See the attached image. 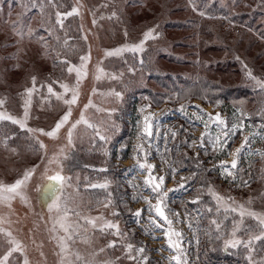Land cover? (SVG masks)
Here are the masks:
<instances>
[{"label": "rangeland", "instance_id": "1", "mask_svg": "<svg viewBox=\"0 0 264 264\" xmlns=\"http://www.w3.org/2000/svg\"><path fill=\"white\" fill-rule=\"evenodd\" d=\"M47 1L49 4L46 10L47 19L52 20V25L49 27L56 29L59 33H64L65 29L69 30L71 27L74 30L72 32L78 37L76 40L71 39L68 42L70 46L68 52L62 55H67L73 63H79V55L88 51L90 46L89 75L81 83L79 100L77 105L73 106L71 119L78 118L80 109L87 102L93 86L98 87L100 92H106L112 87L123 92L121 100L112 96H103L99 92L93 96L94 103L99 107L115 108L111 114L104 111L97 112L95 108L88 111L90 119L94 122L103 120L110 126L108 133L110 139L106 142L100 141L98 137H92L91 130L85 132L83 125L78 126L75 147L67 149L70 153L69 158L62 160L64 174L73 177L72 187L68 191L72 193L75 204L79 206L82 215L90 217L102 215L106 220L119 221L121 230L127 233L124 242H118L113 248H105L104 252L99 253L98 258L100 260L110 259L113 264H137V261L139 264H175L171 260V257L176 254L175 251L168 248L167 240L161 231H153V226L148 222V212H142L139 223L132 215L137 208L147 207L142 199L133 200L136 193L152 198L150 190L144 186V176L147 173L140 169L133 159L134 145L137 143V122L142 116L138 110L142 105L150 104L151 107L147 111H151L160 123L158 125L159 133L154 132L151 145L147 143L144 145L149 153L147 162L155 165L154 174L166 175L165 191L174 189L168 194L167 207L173 213L180 214L181 222H176L177 218L172 216L173 227L182 232V246L188 264H216V260L213 263L206 258L202 249L196 251V248L203 245V243L198 242V235L203 233V229L196 231L197 236L191 234L192 226L195 225L193 220H197L199 223L203 217H209L205 222L209 226L210 220L217 216L215 201L208 195L207 188L202 187L203 184L201 183H204V178L201 179V169H203L207 181L212 183L222 195L232 196L241 202L247 201L251 197V207L258 211L264 210V172H262L264 158L259 155L260 151H264V115L259 114L264 104L261 103L260 96V101H254L251 97L240 98L238 96L229 97L225 101L220 97H214L213 94L193 96L191 92L186 90L192 87L190 85L192 79L189 75L191 70L188 65L192 64V59L194 63V60L197 62L208 61L206 60L208 57H212L211 59L215 61L223 60L224 62L229 61L230 58V60L239 63V67L244 70L245 76L247 69H251L255 76L264 79V55L258 56L260 50H264L263 36L258 35L259 33L254 32V30L247 29L248 26L245 25V22L240 24L231 19L233 14L242 11L243 5H248L249 1L192 0L198 11H194L190 6V0H132L129 2L131 4H127L126 7L124 4L128 0H65L66 8L63 0ZM134 3L137 4L133 5ZM206 3H216L217 7L223 10L212 15L213 18L225 21L227 26L235 27L236 30L231 36L225 35L227 33L226 27H223L224 33H220L219 28H217L219 32L214 30L215 40L213 41L223 49L228 44L232 48V54H229L230 51H218L216 53L210 51L206 54L197 51L198 53L194 54L193 57L188 48H171L170 42L172 40H178L182 38L183 34L186 35L189 32L170 31L166 29V26H191L189 30H196L199 24L203 23L202 17H210L205 10L206 5H208ZM31 4L34 8L33 1ZM74 5H80V13L63 18L64 23L61 27L60 24L56 23V11H67ZM36 7L40 9L39 4ZM167 8L169 10L176 9V11L168 14ZM2 10L0 7V98H4L6 101L5 110L13 115L22 116L23 104L27 99L24 89L31 86L32 75L37 77L39 86L54 79L71 84L75 82V74H69L66 65L62 68L58 60L55 61L56 66H52L50 62L44 59L43 49L39 42L40 38L35 32L31 37L33 39H29L25 35L21 40L17 36V45L13 46L11 43L3 45L7 37L8 26L14 23L15 18L4 19ZM16 10L17 8L13 9V11ZM113 11H116L118 15L112 16ZM200 11L207 15L201 16ZM227 13L228 15H226ZM93 18L96 20L95 25L92 22ZM20 25L23 28V25ZM149 27H156L160 36L155 40L148 41L142 54L134 55L131 52H124L120 56L103 59L102 66L106 72L122 73L120 80L113 81L107 77L100 81L94 80L95 66L104 57L105 49L118 47L125 42H137L142 37V33ZM245 29L251 34L248 32V36H243L241 31ZM27 30L24 32L27 33ZM125 31L128 33L127 38L124 35ZM84 35H87V41L83 39ZM250 37L261 44L258 43V48L247 54L245 48L249 44L247 40H251ZM241 40L245 42L244 47H241L242 44L240 47L237 44ZM211 41L208 40V44L211 45ZM48 44L49 42H47ZM53 48L60 52L62 48L51 46L49 50L47 49L49 54L56 58V52L52 50ZM13 50L21 55L19 68L14 67V65L12 67L7 66L10 65L11 61L5 56L8 57ZM141 55L144 60L143 66L140 65ZM244 65H247V69ZM129 67H135L136 70L129 72ZM167 74H170L171 79H183L187 83L183 84L181 81V84H178V81H174L175 88H172L170 84L163 86L160 76L164 77ZM244 81L247 85L256 88L254 82L247 76ZM54 88L60 90L58 84H55ZM257 90L259 91L258 88ZM47 95L46 87L33 93L29 118L26 121L28 127L50 130L54 126L55 120L63 114V110H66V106L57 101L55 97H52L51 100L45 99ZM169 96L172 98L165 99ZM216 100H220L221 103L216 105ZM181 104L188 105L187 115L177 111ZM195 105H200L206 113L215 114L219 112L229 127L234 112L236 118L244 120L245 129L242 133L238 132L234 137H230L228 144V149L234 150L240 146L244 136L248 137V143L240 153L235 177L220 175L218 160L223 159L230 162L231 155L230 151L228 154L217 153L212 143L209 142L210 139L214 141L217 134L214 125L209 126L208 133L204 137V147H200V134L205 130L202 122L191 118ZM236 109H241L251 115L242 116L241 112L236 111ZM172 131L177 132L174 138ZM37 136L39 140L45 143L46 149H39L36 142ZM5 137L8 138L6 144ZM192 140H196L197 144L190 147L189 144ZM61 145L66 146V128L61 129L57 137L49 138L39 133H29L26 128L21 129L9 121L0 122V182L11 183L22 175L25 168L31 167L33 164L39 165L25 188L30 205L22 203L18 197L13 200L11 202V214L7 216L12 223L4 225L25 246L30 264H59L57 243L55 239H52L55 234L50 231L52 221L49 219L47 208H42L41 203L37 200L36 186L41 182V173H43L46 163V159L41 160V156L45 155L46 152L47 156L50 157L59 150ZM205 150L207 154H205ZM81 154L87 158L84 160L85 162L78 163ZM141 158L143 159V157ZM189 158L197 161V164L194 166ZM169 163L176 169L175 178L169 169ZM214 165L216 168L212 170ZM55 167L56 165L50 166V168ZM193 172L197 173L193 177L196 179V184L192 188L188 184L184 185L183 188L178 187L181 177H188ZM242 181H247V185L242 186ZM105 183L106 187H86L90 184ZM198 192L201 194V200L193 203V198ZM152 202L155 203V200L153 199ZM209 206L213 209L211 213L208 212ZM9 211L6 205H0V214H8ZM114 212L118 215H113ZM40 214H43V220L40 219ZM233 215L235 214L229 215L226 221L229 229ZM223 216L224 212L221 209L218 218L223 219ZM70 219H76V217ZM189 221L191 228L188 226ZM247 222L254 223L250 219ZM80 223L84 224V221L81 219ZM209 228L212 229L210 226ZM57 229L59 234L63 235V231L59 230L58 226ZM204 232L206 235L209 233L208 229ZM87 235L90 237L91 243L86 244L77 236L74 241H69L70 246L87 255L95 248L104 247L110 239L119 240L110 232L100 231L98 228L94 230L90 225L87 226ZM126 242L133 243L135 247L143 246L145 251L142 255L147 256L148 260L143 261L140 257H136L134 260L127 259V254L123 252ZM222 243L221 249L224 250L226 248L224 241ZM7 246V238L0 233V255L6 251ZM227 248L234 253L233 258L228 255L231 258L230 261L234 263L240 258L237 253H240L241 248L242 264H248L247 251L243 247ZM133 255L136 254L133 253ZM252 255L253 260L257 261L258 264L261 259H264V242H254ZM22 259L20 253H14L9 257V264H21ZM233 263L227 261V264ZM217 264L226 263L218 262Z\"/></svg>", "mask_w": 264, "mask_h": 264}, {"label": "snow or ice", "instance_id": "2", "mask_svg": "<svg viewBox=\"0 0 264 264\" xmlns=\"http://www.w3.org/2000/svg\"><path fill=\"white\" fill-rule=\"evenodd\" d=\"M190 6L194 11H198L195 4L192 3V0H190ZM41 11H43V7H41ZM79 13L80 5H74L68 11L58 10L55 13L56 23L63 27V18L78 15ZM199 14L201 16L206 15L203 11H200ZM111 15L115 17L118 14L116 11H113ZM225 19H227V17H225ZM92 22L95 25V18H93ZM11 27L21 40L25 35H27L30 39L33 35V30L30 27L28 28L27 33L24 32L23 28L17 30L15 23H13ZM124 35L127 38V31H125ZM159 36L160 33L156 30V27H149L142 33V37L137 42H125L118 47L105 49L104 57H102L101 62H98L95 66L93 74L94 80L100 81L105 77L113 81L120 80L122 73L117 74L115 72H106L105 68L102 66L103 59L112 56H120L124 52H131L134 55L142 54L145 51L146 43L150 40H155ZM83 39L87 41V35H84ZM41 41L45 47L44 54L48 55L47 42L43 40V37H41ZM65 46H67V41H65ZM52 50L56 52V59L60 62L61 67L63 68L66 65L67 72L69 74H75V82L70 84L59 79H54L51 80V82H47L46 84L42 83L38 86L37 77L32 75L31 86L24 89V92L27 94V99H25L23 104V115H13L9 111L5 110L4 105L6 101L4 98H0V122L9 121L14 125H18L21 129L26 128L29 133H39L46 135L49 138L57 137L60 130L66 128V146L61 145L59 150L54 152L50 157L47 156L46 152L45 155L41 156V160L46 159V163L44 165V171L41 173V182L36 186L37 200L41 203L42 208H47L49 219L52 221V228L50 231L55 234L52 239H55L57 243V255L60 257L59 264H113V261L110 259L100 260L98 258L99 253L104 252L105 248H113L118 242H124L127 233L121 230L119 221H113L110 219L106 220L102 215L97 217L82 215L79 210V206L75 204L72 193L68 191V189L72 187L73 177L64 174L62 160L69 158L70 153L67 149L75 147L78 126L83 125L85 132L91 130L92 137H98L100 141L106 142L110 139V136L108 135L110 126H108L103 120L100 122H94L90 119L88 111L89 109L95 108L97 112L104 111L111 114L115 111V108L99 107L94 103L93 96L99 92L103 96H112L117 100H121L123 92L114 87L109 88L106 92H100L98 87L93 86L87 102L84 103L83 107L80 109L78 118L72 120L73 106L78 103L81 83L89 75L88 65L91 59L90 46L88 51L79 55V63H73L68 59L67 55H62L61 52L56 51L55 48ZM237 59H239V57H237ZM143 64L144 60L141 55L140 65L143 66ZM14 67L19 68L20 65L16 64ZM244 67L247 69V65H244ZM135 70V67H129L128 69L129 72H134ZM246 76L254 82V86L259 89L260 94L264 97V79L255 76L251 69H247ZM55 84L59 85V91L54 88ZM45 87L48 93L45 99L51 100L52 97H55L57 101L62 102V104L66 106V110H63V114L55 120L54 126L47 131L44 128L28 127L26 123L29 118V108L33 93L38 90H43ZM171 98L172 97L169 96L165 99ZM215 103L216 105H219L221 101L216 100ZM261 103L264 104V99H262ZM150 107V104H145L138 110L142 113V116L137 122V143L134 145L133 159L136 161L138 167L147 173V175L144 176V186L150 190L152 198L150 199L148 195L136 193L133 196V200L142 199L147 207L137 208L132 215L136 218V222L139 223L142 212L147 211L148 222L151 226H153V231H161L167 240L168 248L174 250L176 253L171 257V260L174 261L175 264H188L185 250L182 246V232L173 227L174 221L172 216L177 218L176 222H181L180 214L173 213L172 210L167 207L168 194L174 189H168L165 191L164 185L166 175L154 174L153 169L155 168V165L147 162V156L149 153L144 145L145 143L151 145V138L154 132L156 134L159 133L158 125L160 123L151 111H147ZM187 107V104H181L177 111L187 115ZM236 111H240L242 116L251 115L250 113L243 112L241 109H236ZM259 114L264 115V107L261 108ZM191 118L203 123L205 131L200 134L199 143L201 148L204 147V137L208 133L209 126H215L217 129L215 140L212 141L210 139L209 142L212 143L214 150L220 154H228L230 151L228 149L229 138L234 137L238 132L242 133L245 129L244 120L236 118L235 112L233 113V120L230 127L228 126L227 121L221 117L219 112H216L215 114L210 112L206 113L200 105L194 106ZM185 131L187 130L185 129ZM176 135L177 132L172 131V137L174 138ZM7 139L8 138L5 137V144L7 143ZM36 142L39 145V149H46L45 143L39 140L38 136L36 137ZM247 143L248 137L244 136L240 146L230 151V162L223 159L218 160V167L221 176L235 177V170L237 169L240 153L244 150ZM196 144L197 141L192 140L189 146L191 147ZM205 154H207L206 150ZM259 155L264 158V151H260ZM141 157H143V159ZM117 159H119V157H117ZM51 165H56V167L50 168ZM38 167L39 165L33 164L31 167L25 168L22 175L11 183L0 182V205H6L10 210L8 214H0V233L4 234L7 238L8 244L6 251L0 255V264H9V257H11L14 253H20L23 257L21 264H30L29 258L26 255L25 246L20 240L16 239L13 236V232L9 228L4 227V225H10L12 223L7 216L11 214V202L13 200L18 197L22 203L30 205L25 188L28 182L32 179L34 173H36ZM215 168L216 165H214L212 170H215ZM169 169L173 178H175L176 169L171 163H169ZM262 172H264V169H262ZM195 175H197V173L193 172L188 177H181V183L178 187L183 188L184 184L188 180H191ZM241 183L242 186L247 185V181H242ZM86 187H106V183L99 185L90 184L86 185ZM202 187L207 188L208 195L215 201V211L217 216L210 220V225H214L215 227V232L218 234L216 238L221 239L227 237L224 239V245L226 248L231 247L236 249L243 247L247 251L246 259L248 264H258L257 261L253 260L252 253L254 251V242H264V210L258 211L253 209L251 207V197H249L247 201L241 202L237 201L232 196L222 195L210 182H205ZM153 199L155 200V203L152 202ZM200 200L201 194L198 192L192 202L195 203ZM105 207H107V205H105ZM221 209H223L224 212L223 219L218 218ZM212 211V207L209 206L208 212L211 213ZM231 214L235 215L232 217L231 227L229 229L226 221ZM113 215H118V213L114 212ZM71 217H76V219H70ZM40 219H44L43 214H40ZM81 219L84 221V224L80 223ZM249 219L254 221V223H248L247 220ZM88 225H90L94 230L98 228L100 231L110 232L114 237L119 238V240L110 239L104 247L95 248L92 252L85 255L78 249L72 248L69 241H74V239L79 236L84 243H91V239L87 235ZM57 226L59 227V230L63 231V235L59 234ZM188 226L191 228L190 221ZM245 236L247 238H244ZM144 251L145 248L143 246L135 247L131 242L124 243L123 252L127 254L126 258L129 260H134L136 257H140L143 261H147L148 257L142 255ZM133 253L136 255L134 256ZM41 255L43 256L42 252ZM137 264H139V261H137ZM259 264H264V259H261Z\"/></svg>", "mask_w": 264, "mask_h": 264}, {"label": "trees", "instance_id": "3", "mask_svg": "<svg viewBox=\"0 0 264 264\" xmlns=\"http://www.w3.org/2000/svg\"><path fill=\"white\" fill-rule=\"evenodd\" d=\"M34 2L35 7L31 4V2ZM132 0H128L125 2L124 7L127 6V4H131ZM173 1V0H172ZM248 5H243L244 9L240 11L239 13L233 14L231 19L234 21L239 22L240 24L245 22V25L247 29L254 30V32H258L260 36L264 37V0H248ZM141 2V1H140ZM40 5V9L36 7V5ZM63 4L66 8V2L63 0ZM137 3H134L135 5ZM205 10L207 11V14L210 16L202 17L203 23L199 24V27L196 30H189V27L191 26H182V25H168L166 26L167 30L170 31H178V32H189L186 35H182V38L178 40H172L170 43L172 49L176 48H188L190 49L191 54L198 53L197 51H200L201 53H208V52H218V51H230L229 54H232V48L228 44L224 46V49L219 47L218 44L215 43V37H214V30L218 31L221 30L220 33L223 32V27L227 28V33L225 35L231 36L234 34L235 27L231 25H226L227 23L225 21H219L216 18H213L212 15L222 12V9H219L216 5V3H206ZM11 5V8H10ZM254 7L252 8V6ZM48 1L47 0H0V7H2V16L4 19H11L15 18L13 21L16 24V28L18 30L19 27H21L20 24L23 25L24 30L28 29V27H33V32L36 33V35L40 38L39 42L41 44V48L43 49V54L45 53V47L43 42L41 41V37H43V40L46 42H49L48 44V50L51 46H58V48H62L61 54H67L68 48L70 47L68 45V42L73 39L76 40L78 37L76 36L73 30V28L70 27V31L68 29L64 30V33H59L56 29H53L52 27H49V25H52V20L47 19L46 10L48 9ZM20 7V8H18ZM41 7H43V11H41ZM16 9V11H13V9ZM255 9V10H252ZM66 10V9H65ZM178 10L182 11L178 8ZM68 11V10H67ZM176 9L167 8V13L171 14L174 13ZM11 13V14H9ZM44 13V14H43ZM206 14V15H207ZM228 15V13L226 14ZM189 21V20H188ZM3 22V21H2ZM70 22V21H69ZM192 24V23H191ZM46 25H48L46 27ZM12 26V24H11ZM10 25L8 26V33L5 41L3 42V45L8 43L11 45H17L16 39L17 35L13 31L12 27ZM193 26V24H192ZM22 28V27H21ZM219 28V30L217 29ZM52 29V30H51ZM247 29L242 30L241 33L243 36H248ZM50 30V32H49ZM226 30V29H224ZM73 31V32H72ZM73 35H72V34ZM251 34V33H250ZM11 37V41H10ZM251 40L249 41V44L245 48V52L249 54L253 50H256L258 48V41H254L252 37H250ZM30 39V38H29ZM33 39V38H31ZM172 39V38H170ZM208 40H212V44H208ZM65 41H67V46H65ZM7 44V45H8ZM238 46L244 47L245 42L240 41V43H237ZM261 43H259L260 45ZM44 54V59H46L52 66H56L57 59L49 54ZM264 50H260L258 56H263ZM43 57V56H42ZM233 57V56H232ZM6 59L10 58V65H7L9 67L15 66L16 64L20 63L21 55L18 54L15 50L7 57ZM212 57H208L206 60L208 61H196L192 59V64L188 65L191 70L190 78L192 79V82L190 81V85L192 86L189 89H186L187 92H191L193 96L198 97V95H206L213 94L214 97H220L227 101L229 97H235L238 96L240 98H253L254 101H261L264 99L261 94H259V91L257 88L251 87L252 85H247L245 83L244 79L246 78L245 72L242 68L239 67L238 62H234L232 60L229 61H215L211 59ZM43 59V62H44ZM195 59V58H194ZM207 64V65H206ZM20 65V64H19ZM170 74H167L164 77L160 76V80H162L163 86H166L167 84H170L172 88H175L174 81H178V84H181V81L183 84H186L187 82L183 79H171L169 76ZM223 81L221 82L220 81ZM237 80V81H236ZM149 82V81H148ZM160 83V82H159ZM231 83V85H230ZM170 87V86H168ZM169 89V88H166ZM253 90V92H252ZM181 93V91H179ZM192 96V97H193ZM260 96V97H259ZM89 157V156H88ZM87 157L84 155H80L79 161L85 162ZM90 158V157H89ZM193 164V163H192ZM202 177L201 179L204 180L203 185L207 181V178L205 177V173L203 174V169H201ZM218 235V234H217ZM217 236H213L212 242H207L206 246L203 249V253L205 254L206 258L210 259V262H213L216 260L218 262H224V260L229 261L233 263V261H230L231 258H233V252L229 250V256H225V253L222 247V240L217 239ZM242 250H240V253ZM239 253V254H240ZM223 254V255H222ZM242 262V258L240 257L238 260L234 261L235 264H240ZM216 263V264H217ZM233 263V264H234Z\"/></svg>", "mask_w": 264, "mask_h": 264}, {"label": "flooded vegetation", "instance_id": "4", "mask_svg": "<svg viewBox=\"0 0 264 264\" xmlns=\"http://www.w3.org/2000/svg\"><path fill=\"white\" fill-rule=\"evenodd\" d=\"M189 160H190L191 163H193L194 166L197 164V161L192 160L191 158H189ZM189 168H190V170H191V166H190V165H189ZM180 183H181V182H180ZM186 184L190 185V186H191L190 188H192V187L194 186V184H196V179L193 178L191 181H189V182L187 181L184 185H186ZM201 184H202V183H201ZM208 218H209V217H203L199 223L197 222V220H196V221L193 220V222H195V225L192 226V229H191V234H192V235H196V231H197V230H200V229H201V231H202V229H203V233L200 234V235H198V236H199V241H198V242L203 243V245H201L202 247L199 246L198 248H196V251H197V250H200V249L203 250L204 247L206 246V243H207V242H212L211 239H213V236H217V233L215 232V228H214V226H213V225H209V226L212 228V229H210L209 226L205 224V222L207 221ZM226 224L228 225V222H226ZM228 228H229V227H228ZM207 229H208V232H209L208 235H206V233L204 232V231L207 230ZM196 236H197V235H196ZM226 238H227V237L221 238L222 242H223L224 239H226ZM222 244H223V243H222ZM240 250H241V248H240ZM223 251H224V253H225V256H227V255L229 254V250H228V248H225ZM237 254L240 255V257L242 258V252H241L240 254H239V253H237ZM224 263L227 264V261L224 260ZM240 264H242V262H241Z\"/></svg>", "mask_w": 264, "mask_h": 264}]
</instances>
